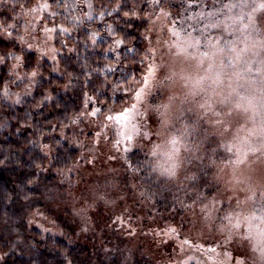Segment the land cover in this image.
<instances>
[{"label":"rangeland","instance_id":"374dc122","mask_svg":"<svg viewBox=\"0 0 264 264\" xmlns=\"http://www.w3.org/2000/svg\"><path fill=\"white\" fill-rule=\"evenodd\" d=\"M38 2L44 0L27 5L0 0V15L11 18L0 23H18L20 34L28 27L32 36H25L26 41L57 52V40L66 41L76 27L103 23L94 8L96 0H47L50 8L31 11ZM135 17L148 23L143 74L122 107L100 104L93 97L86 111L100 108V113L62 133L63 140L80 151V159L66 171L63 186L50 193V213H35L31 227L44 235H60L66 223L78 227L82 239L100 250L111 241L120 245L119 252L151 264H264V136L245 134L252 127L250 101L264 94V3L231 13L233 21L214 35L208 36L212 28L206 25V38L160 3L156 8L151 3L150 10ZM45 26L57 29L47 43ZM87 29L92 39L97 37L96 29ZM235 33L246 35L241 43ZM12 40L17 42L13 48L21 49L16 32ZM28 51L39 61L54 62L50 51L46 56L35 47ZM16 63H10L12 81L0 88V107L19 105L34 94L42 77L38 69L34 80L21 82L17 75L29 72L23 66L14 69ZM253 71L262 83L257 91L249 83ZM142 88L145 94L137 108L143 115L133 121L141 135L134 136L133 147L125 153L124 145L116 144L123 125L107 117L115 118L137 103L135 93ZM136 150L147 156L148 176L128 167L127 156ZM45 153H52L48 146ZM200 173L210 174L204 186H198L199 177L195 180ZM149 177L171 191L188 188L190 196L176 197L178 206L169 205L174 197H157V204L145 185ZM117 216L126 224L122 226ZM169 227L176 229L171 236L165 235Z\"/></svg>","mask_w":264,"mask_h":264},{"label":"trees","instance_id":"16d2710c","mask_svg":"<svg viewBox=\"0 0 264 264\" xmlns=\"http://www.w3.org/2000/svg\"><path fill=\"white\" fill-rule=\"evenodd\" d=\"M35 1L15 0V4ZM151 3L152 0H96L94 8L102 13L103 23L87 22L66 36V41L57 40L59 51L54 62L43 59L38 68L36 53L23 52L19 46L13 48L17 42L0 36V57L5 60V65L0 64V88L12 81L10 63L15 59L9 53L24 57L26 72L40 69L42 73L34 94L19 105L3 103L0 107V264H151L143 257L122 254L120 245L111 241L100 250L87 238L82 239L80 230L73 225L64 223L60 235H44L30 222L35 213L46 209L50 213V193L63 186L66 171L80 159V151L64 141L62 133L72 125L71 117L83 110L85 97L120 108L139 82L147 62L144 34L148 23L132 12L150 10ZM263 3L264 0H160L204 38L206 25L212 28L208 36L214 35L224 30L223 24L231 20V13L248 12ZM0 18V22L11 21L6 13ZM88 27L96 29L95 42ZM235 30L239 31L236 26ZM238 33L234 37L241 43L246 35ZM112 37L123 43L116 46ZM248 77L253 91H257L262 84L257 73L249 72ZM46 146L52 152L50 156L45 153ZM127 161L148 176L143 151L132 152ZM209 176H195V180L199 177L198 186H204ZM145 185L157 204V197H174L168 203L178 206L176 197L190 196L188 188L171 191L154 177L153 181L150 177L145 180ZM184 185L188 187L190 183ZM126 256L130 257L128 262Z\"/></svg>","mask_w":264,"mask_h":264},{"label":"snow or ice","instance_id":"6c2138e0","mask_svg":"<svg viewBox=\"0 0 264 264\" xmlns=\"http://www.w3.org/2000/svg\"><path fill=\"white\" fill-rule=\"evenodd\" d=\"M159 3H160V0H152V6L154 8L158 7ZM50 7H51V5L47 2V0H44L43 3H39L38 2L30 10L38 12L40 9H48ZM89 7L91 8L92 5L89 4ZM132 14L136 15V12L133 11ZM101 15H102V13H101ZM125 15H127V13H125ZM33 19H35V18H33ZM59 30L60 31H64V32L68 31L66 28H62V27ZM44 31H45V33L47 35V40L45 41L47 43L48 40H51L52 34L57 32V29L55 27L48 28V27L45 26L44 27ZM14 32L17 33V39H18L19 43L22 45L21 51L27 52L28 50L33 49L35 47L36 51H38L40 53V56H46V55H48V51H50L52 53L51 58L53 60H55L56 53H57V50L55 48H49L48 50H46L44 47H40L38 45L34 46L32 43H30V42L25 40V36H32V30H30L28 27L25 28L24 34H20L19 33V25H18V23H10V24L0 23V33H2L7 38L12 39ZM93 42H95V38H93ZM122 43H123V41L119 40V39L114 41V44L116 46H119ZM24 45H26V47ZM8 55L12 56V58L15 59L16 62H17L16 65L14 66V69L22 67L24 65V57L18 56L15 53H9ZM3 61H4V57H0V63H2ZM31 61H32V57H29V60H28L29 66H31ZM36 67L37 68L39 67V58H37ZM147 73H148V76H149L151 74V71L148 70ZM36 76H37V71L33 70V71H30L29 73H26L24 77H20L19 75H17L16 78L19 79L21 82H23L24 79H26V78H30V80H34ZM148 76L144 79L143 83H145L147 81ZM9 91H10L9 88L6 86L3 89V94L5 96H7L9 94ZM144 94H145V89H143V88L140 89V91L135 93V97H136V102L137 103L132 104L130 108H127V109L123 110L115 118L113 116H111V115H109L107 117L108 120L115 119V121L118 124L123 125V127L121 128V130L119 132L120 139H118L116 141V144H117V146L123 144L124 145L123 151L125 153L129 152L131 150V148L133 147L132 141L134 139V136L141 135V128L136 123H134L133 121H135L137 117H140V116L143 115V113L138 110L137 104H139L142 101ZM92 100H93V97H90V96H86L85 97V101H84L85 111H82V112L72 116L71 119H70V124H73V125L78 124V123L81 122V120L83 118H85L87 116L95 117V116H97L98 113H100V108H94L91 112H87L86 111L88 103L90 101H92ZM16 102L19 103V97H17V101ZM142 134L145 137L149 136V132H147V131H144ZM175 143H176V141L173 140L172 144L175 145ZM158 148H159L158 145L156 146V148H154L153 155L156 154V151H157ZM166 155H168L169 159H171V154L170 153H167ZM128 167L130 169H132L133 171H139V169L133 168L130 162L128 163ZM168 170L170 171V169H168ZM116 219L122 226L126 224V221L122 217L117 216ZM175 232H176V229L174 227H169L165 231V235L171 236Z\"/></svg>","mask_w":264,"mask_h":264},{"label":"clouds","instance_id":"9594fccd","mask_svg":"<svg viewBox=\"0 0 264 264\" xmlns=\"http://www.w3.org/2000/svg\"><path fill=\"white\" fill-rule=\"evenodd\" d=\"M252 106V127L245 134L250 137L264 136V94L254 95L250 101Z\"/></svg>","mask_w":264,"mask_h":264}]
</instances>
